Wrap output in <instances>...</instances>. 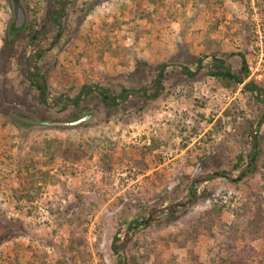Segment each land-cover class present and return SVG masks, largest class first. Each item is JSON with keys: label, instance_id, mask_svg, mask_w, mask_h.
Wrapping results in <instances>:
<instances>
[{"label": "rangeland", "instance_id": "374dc122", "mask_svg": "<svg viewBox=\"0 0 264 264\" xmlns=\"http://www.w3.org/2000/svg\"><path fill=\"white\" fill-rule=\"evenodd\" d=\"M217 59L264 90V0H0V264H263L264 101Z\"/></svg>", "mask_w": 264, "mask_h": 264}, {"label": "trees", "instance_id": "16d2710c", "mask_svg": "<svg viewBox=\"0 0 264 264\" xmlns=\"http://www.w3.org/2000/svg\"><path fill=\"white\" fill-rule=\"evenodd\" d=\"M63 5V4H61ZM62 9V7H61ZM17 10H19L17 8ZM20 14V12H18ZM58 13L59 11L56 12V18H54V22L56 24L57 27H59L60 29V22L58 20ZM21 16V15H20ZM18 24V22H16V25ZM217 64H216V68L219 70L217 73L225 78L228 79H232L234 82L242 84L243 89L253 92L255 94V97L257 99H259L260 101H264V90L258 86L254 81L252 80H248L246 82H244L243 77L240 75H235V74H231L230 70L225 67L223 65V61L221 59H217L216 60ZM165 63H161L159 65L156 66V75L154 77V84L157 87V85H160L161 82V78H162V74L164 72V67H165ZM242 70L244 71L243 75H245L247 73V69H246V64L244 62V60L242 61ZM34 70L33 72H31V77H36V75H38L39 70L37 66H33ZM183 71L186 70V67L182 68ZM190 72H188L189 74ZM33 84L35 85V88L37 89L38 93H39V97L40 99L45 102L46 101V97H47V85L45 84V82H37V81H33ZM157 91V90H156ZM153 92V95H156L157 92ZM128 92L129 90L126 89H121L119 92L117 93H113L109 88L104 87V86H100V85H91V84H84L80 87L79 91L75 94V96L73 98H70V100L73 102V104L78 106V102L83 98V96L89 95L90 93H95L101 100V102L106 106V107H110V106H114L117 105V103L121 102L122 100H125L128 96ZM18 122L16 123L17 125H19V127L21 126H25L28 125V123L26 124L25 121L21 120L20 118H17ZM263 120V118H262ZM262 120L260 119L259 125L261 124ZM75 121V120H73ZM71 122V121H70ZM68 122V123H70ZM83 122V120L81 121ZM79 122V123H81ZM67 122H63L61 124H68ZM78 124V123H76ZM71 125V124H70ZM258 125V127H259ZM251 149L250 152L247 154V157L250 159H252L253 161L250 162V165H248L247 163L244 165L243 169L241 172H239L238 177L239 179L242 178L243 173H245L246 170L249 171V173L255 172L257 171L256 169V164H254V159L256 157V155L258 154V152H260L261 148L258 147V141L256 140V135L252 134L251 132ZM258 167H262L261 165H259ZM224 173V172H223ZM212 176V173L207 175ZM258 200H263L264 201V195L259 197V194L257 195ZM117 248L113 245V251L116 252ZM264 261V260H263ZM264 264V263H263Z\"/></svg>", "mask_w": 264, "mask_h": 264}, {"label": "water", "instance_id": "95a60500", "mask_svg": "<svg viewBox=\"0 0 264 264\" xmlns=\"http://www.w3.org/2000/svg\"><path fill=\"white\" fill-rule=\"evenodd\" d=\"M85 118H86V116H84V117H82V118H80V119H78V120H76V121L70 122V123H68V124H76V123H79V122H81L82 120H84Z\"/></svg>", "mask_w": 264, "mask_h": 264}]
</instances>
